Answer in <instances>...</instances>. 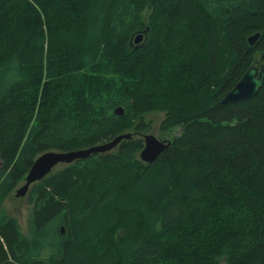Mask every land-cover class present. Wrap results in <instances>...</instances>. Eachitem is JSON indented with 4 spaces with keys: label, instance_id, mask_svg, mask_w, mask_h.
<instances>
[{
    "label": "trees",
    "instance_id": "obj_1",
    "mask_svg": "<svg viewBox=\"0 0 264 264\" xmlns=\"http://www.w3.org/2000/svg\"><path fill=\"white\" fill-rule=\"evenodd\" d=\"M262 54L264 0H0V204L132 135L32 184L28 235L0 211V264H264V81L221 101ZM150 111L176 131L145 162Z\"/></svg>",
    "mask_w": 264,
    "mask_h": 264
},
{
    "label": "water",
    "instance_id": "obj_2",
    "mask_svg": "<svg viewBox=\"0 0 264 264\" xmlns=\"http://www.w3.org/2000/svg\"><path fill=\"white\" fill-rule=\"evenodd\" d=\"M148 27L139 32L133 37L134 43H139L143 38ZM260 33L256 32L248 37L249 44H253L259 37ZM264 54L259 59H255L250 67L244 72L233 87L228 90L222 97V102L239 101L248 99L257 94L258 90L264 81V66L261 60ZM116 114L123 113L121 105L114 108ZM130 132L120 133L108 141L96 143L84 148L69 149V150H46L39 154L32 162L28 171L25 174L24 183L15 189V196L23 197L26 195L30 186L48 175L58 164H69L76 159L88 157L92 153L106 152L115 147L122 139L130 138ZM143 146L140 149L139 157L142 161L152 162L156 157L167 149L171 143V139L159 138L153 133L143 134ZM61 232H64L61 226Z\"/></svg>",
    "mask_w": 264,
    "mask_h": 264
},
{
    "label": "rangeland",
    "instance_id": "obj_3",
    "mask_svg": "<svg viewBox=\"0 0 264 264\" xmlns=\"http://www.w3.org/2000/svg\"><path fill=\"white\" fill-rule=\"evenodd\" d=\"M150 13V9L146 8L143 12V19L147 20V16ZM164 113L161 111H150L145 113V119L149 121L150 126L144 131L145 133H153L159 138L171 139L175 133V129L168 132L160 129V121L163 118ZM62 164H58L53 170L59 169ZM24 183V179L20 180L14 189L1 201L0 211L3 217H14L22 232L28 235L31 230L30 214L33 208V201L29 196L17 197L15 196V189Z\"/></svg>",
    "mask_w": 264,
    "mask_h": 264
}]
</instances>
